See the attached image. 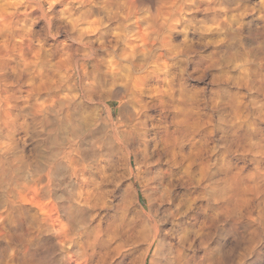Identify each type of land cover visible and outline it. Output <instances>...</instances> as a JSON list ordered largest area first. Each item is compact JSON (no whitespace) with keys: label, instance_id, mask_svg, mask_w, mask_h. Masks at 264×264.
<instances>
[{"label":"clouds","instance_id":"9594fccd","mask_svg":"<svg viewBox=\"0 0 264 264\" xmlns=\"http://www.w3.org/2000/svg\"><path fill=\"white\" fill-rule=\"evenodd\" d=\"M0 264H264V0H0Z\"/></svg>","mask_w":264,"mask_h":264}]
</instances>
